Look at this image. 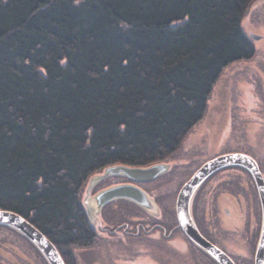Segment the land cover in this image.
<instances>
[{"label":"trees","instance_id":"trees-1","mask_svg":"<svg viewBox=\"0 0 264 264\" xmlns=\"http://www.w3.org/2000/svg\"><path fill=\"white\" fill-rule=\"evenodd\" d=\"M254 1L0 0V210L69 264L87 179L180 148L222 71L254 57Z\"/></svg>","mask_w":264,"mask_h":264},{"label":"flooded vegetation","instance_id":"flooded-vegetation-1","mask_svg":"<svg viewBox=\"0 0 264 264\" xmlns=\"http://www.w3.org/2000/svg\"><path fill=\"white\" fill-rule=\"evenodd\" d=\"M226 154H239L249 157L256 164L264 182V152L260 149H257L256 153L248 150L216 155L210 159L201 160L196 167L189 169H186L185 166L192 165L189 164L192 162L191 155L187 156L185 154L184 157L179 158L174 153L165 162L156 163L169 166V169L166 173L160 174L151 181L138 182L124 175L107 176L105 181L98 180L99 182L97 181L91 188L95 195L113 186L139 188L151 199L154 193L153 198L161 207V214L150 215L148 212L155 213L156 209L143 208L125 198L107 203L103 208L108 210L103 211V208L100 209L101 213H104L100 216L102 217L101 223L91 225L85 214L86 226L90 236L83 247H76V245L70 247V264L77 262L78 264H151V254L148 253L151 249L159 251V254L163 255L165 264H178L181 259L186 261L188 250L191 256H198L205 264H218L205 251L188 239L179 226L175 206L177 193L184 183L203 164ZM185 169L190 171L189 174L191 175L180 186L175 199L168 201L167 198L165 200L166 196L160 195L159 190L170 176L174 177V172L177 173L180 170V175L183 176ZM185 175H188V173ZM183 178H181V181L185 179ZM155 182L156 184L150 188L151 191H145L142 187V185L147 186ZM162 202H165L164 206L161 205ZM120 203L124 204L123 208L118 206ZM261 211L260 199L252 175L247 169L236 165L223 167L208 176L197 188L190 202L191 219L200 236L224 253L234 264H254L262 223ZM114 218L118 220L112 222L111 220ZM224 221L226 222V229L222 227ZM234 225H237L244 234L243 237L240 236L243 242L241 247L243 253L235 251L238 244L233 235ZM0 229L13 232L14 235L20 234L6 226H0ZM21 237L43 258L42 254L28 239L22 235ZM176 239L179 240V246H176L178 244L171 245L172 240L176 241ZM47 240L49 239L47 238ZM51 243L53 244V242ZM54 247L56 248L55 245ZM56 250L63 260V255L59 249L56 248ZM201 261L200 264H202ZM63 262L66 264L64 260Z\"/></svg>","mask_w":264,"mask_h":264},{"label":"rangeland","instance_id":"rangeland-1","mask_svg":"<svg viewBox=\"0 0 264 264\" xmlns=\"http://www.w3.org/2000/svg\"><path fill=\"white\" fill-rule=\"evenodd\" d=\"M241 26L248 38L251 34L260 36L257 41L249 38L254 46V57L248 61L235 62L227 66L220 74L207 102L206 112L202 120L189 131L180 148L175 152L179 158L184 157L185 154L187 156L191 155L192 162L189 164L192 165L185 166L186 169L196 167L199 164L198 162L203 159L207 160L216 155L232 151L249 150L256 153L257 149H260L264 152V0H256L252 3L242 19ZM166 167L167 170L164 173L169 169V166ZM186 169L183 175L185 179L180 175V170L177 173L174 172V177L170 176L159 190L160 195L166 196L165 200L167 198L168 201L175 199L180 186L191 175L189 174L190 171H186ZM103 173L104 169L92 174L85 182L80 194L82 207L83 205L86 207L87 203H84L85 201L89 202V206L86 208L87 210L89 208L88 215L93 225L101 223L102 217L100 216L104 214L101 213V208L106 204L100 208L101 210L93 209L96 206L91 181L99 179V176ZM187 173L188 175H185ZM181 178L184 180L181 181ZM100 180L105 181L106 179L102 176ZM155 184L156 182L147 186L142 185V187L145 191H151L150 188ZM152 196L154 197L155 194L153 193ZM153 197L149 199L152 208L156 209V212L148 213L150 215H160L161 207L154 201ZM164 204L165 202H162L161 205L164 206ZM118 206L123 208L124 204L120 203ZM105 209L108 210L103 208V211ZM117 220V218H114L111 221L115 222ZM222 227L227 228L225 221ZM233 227V235L235 240L237 239L236 243L239 248L235 251L243 253L241 251L243 244L241 237L244 234L237 225ZM174 240H172L171 245L178 244L176 246H179V240ZM26 244L27 242L22 239L20 234L14 235L13 232L0 229V264H47L45 259L41 258L32 247ZM148 253L151 254V264H165V259L161 253L159 254V251L151 249ZM200 261L201 259L198 256H191L188 250L186 261L181 259L179 263H176L200 264ZM74 264H78V262ZM202 264L205 263L202 262Z\"/></svg>","mask_w":264,"mask_h":264},{"label":"water","instance_id":"water-1","mask_svg":"<svg viewBox=\"0 0 264 264\" xmlns=\"http://www.w3.org/2000/svg\"><path fill=\"white\" fill-rule=\"evenodd\" d=\"M249 38L251 40L257 41L260 39V36L251 34ZM233 165L241 166L247 169L252 175L256 184L262 209V223L254 256V264H264V182L256 164L249 157L239 154H226L218 156L203 164L190 177V179L184 183L178 192L175 206L177 220L179 226L186 234L188 239L205 251L218 264H234L224 253L200 236L192 222L190 215L191 199L202 182L218 169ZM166 170L167 167L164 164H153L148 167L114 165L106 167L104 169L103 175H100L99 179H93L91 184L93 186L98 180H100L102 176L107 177L113 175H124L129 179L138 182L151 181L160 174L164 173ZM120 198L129 199L146 209L151 210L153 207L146 193H144L139 188L133 186H113L111 188L102 190L94 196L96 207H93V209H100L103 205ZM84 203H87L86 207L89 206L88 201H85ZM86 207L83 205L84 212L89 223L93 225L88 215L89 208L87 210ZM0 226L12 228L28 239L42 254L47 264H64L59 252L56 250L54 245L49 240H47V238L32 224H30L21 216L7 210H0Z\"/></svg>","mask_w":264,"mask_h":264}]
</instances>
